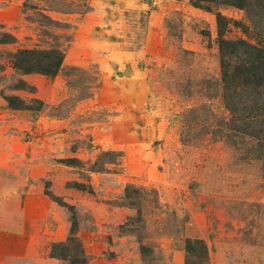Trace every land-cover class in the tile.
<instances>
[{"label":"rangeland","instance_id":"374dc122","mask_svg":"<svg viewBox=\"0 0 264 264\" xmlns=\"http://www.w3.org/2000/svg\"><path fill=\"white\" fill-rule=\"evenodd\" d=\"M244 1L0 0V264H66L50 248L72 228L85 264H187L197 240L207 264H264V130L219 64L216 14L223 39L264 41V0ZM18 50L62 65L24 73Z\"/></svg>","mask_w":264,"mask_h":264},{"label":"trees","instance_id":"16d2710c","mask_svg":"<svg viewBox=\"0 0 264 264\" xmlns=\"http://www.w3.org/2000/svg\"><path fill=\"white\" fill-rule=\"evenodd\" d=\"M198 2H213V0H197ZM226 5L238 9L245 7L244 0H226ZM208 10V9H206ZM209 11V10H208ZM216 20L221 39L219 41V64L221 80L225 92V103L235 117L242 116L248 128L258 132L264 130V41L252 44L244 40H225L222 35L225 30V19L216 14ZM13 42L12 38L3 39V44ZM63 60V54L58 50H18L13 56V65L24 73H39L44 76H54L58 73ZM14 109H29L19 103L17 98H5ZM249 105V106H247ZM38 108L37 110H39ZM75 160H65L71 165ZM73 188L84 190L82 184L74 183ZM72 228L65 241L54 243L50 248V257L66 264H85L84 249ZM186 263L194 259L207 264V248L203 241H186Z\"/></svg>","mask_w":264,"mask_h":264},{"label":"crops","instance_id":"0c3cea01","mask_svg":"<svg viewBox=\"0 0 264 264\" xmlns=\"http://www.w3.org/2000/svg\"><path fill=\"white\" fill-rule=\"evenodd\" d=\"M115 1H119V0H115Z\"/></svg>","mask_w":264,"mask_h":264}]
</instances>
